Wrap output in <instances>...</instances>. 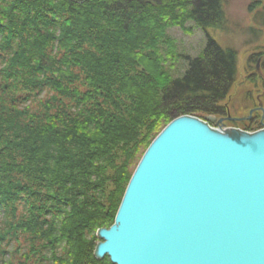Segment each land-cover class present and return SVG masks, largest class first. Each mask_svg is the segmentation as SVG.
Instances as JSON below:
<instances>
[{
	"label": "trees",
	"instance_id": "trees-1",
	"mask_svg": "<svg viewBox=\"0 0 264 264\" xmlns=\"http://www.w3.org/2000/svg\"><path fill=\"white\" fill-rule=\"evenodd\" d=\"M249 9L264 40L262 0ZM224 15L223 0H0V264H113L97 231L152 140L225 112L239 52L209 33ZM188 20L208 41L176 75L168 29Z\"/></svg>",
	"mask_w": 264,
	"mask_h": 264
},
{
	"label": "water",
	"instance_id": "water-1",
	"mask_svg": "<svg viewBox=\"0 0 264 264\" xmlns=\"http://www.w3.org/2000/svg\"><path fill=\"white\" fill-rule=\"evenodd\" d=\"M182 114L144 152L94 254L113 264H264V128Z\"/></svg>",
	"mask_w": 264,
	"mask_h": 264
},
{
	"label": "rangeland",
	"instance_id": "rangeland-1",
	"mask_svg": "<svg viewBox=\"0 0 264 264\" xmlns=\"http://www.w3.org/2000/svg\"><path fill=\"white\" fill-rule=\"evenodd\" d=\"M253 1L255 0H223V5L225 6V19L221 26L211 27L209 32L221 43V45L223 44L224 46L236 48L239 52V74L231 91L222 103L224 104L226 100L229 101L232 110L237 108L236 111L234 110L236 115L242 110L244 104L242 97H244L249 90L254 89V91H256L257 81H264L263 77L258 76L259 71L255 69L257 63V60H255L256 57H252L253 53L260 50L256 47L260 45L261 42H264V40L259 37H254L252 33L254 29L258 28L253 14L254 11H250L249 9ZM262 2L264 4V0H262ZM185 29L179 24L178 26H172L168 29L172 38L177 41L178 52L182 54L174 61L175 67L173 72L176 75H180L181 70L185 66L186 60L184 56H197L201 54L202 49L208 41L205 30L197 27L193 20H188L187 28ZM251 74H255V80V77ZM234 112L232 113L233 115ZM201 118L205 119V116ZM212 126L215 127L214 125ZM242 126L243 125L240 123L233 124L229 121L226 124V127L241 128ZM99 240L98 236L97 244Z\"/></svg>",
	"mask_w": 264,
	"mask_h": 264
},
{
	"label": "flooded vegetation",
	"instance_id": "flooded-vegetation-1",
	"mask_svg": "<svg viewBox=\"0 0 264 264\" xmlns=\"http://www.w3.org/2000/svg\"><path fill=\"white\" fill-rule=\"evenodd\" d=\"M252 55L251 56L256 57L255 60H257L255 69L259 71L258 76L264 78V53L256 51ZM251 75L255 77V80V74ZM256 86V91H254V89L249 90L247 94L242 97V101L245 105L242 103L243 107L240 113L236 115L234 110L236 111L237 108L232 110L230 102L226 100L223 104L226 107L225 112L222 114H215L217 118L215 121H212L211 124L216 127L226 128V124L229 121L233 124H242L243 128L241 127V129L244 130L264 127V81H257ZM233 112L234 115L232 114Z\"/></svg>",
	"mask_w": 264,
	"mask_h": 264
},
{
	"label": "bare ground",
	"instance_id": "bare-ground-1",
	"mask_svg": "<svg viewBox=\"0 0 264 264\" xmlns=\"http://www.w3.org/2000/svg\"><path fill=\"white\" fill-rule=\"evenodd\" d=\"M168 125V124H167ZM120 207V206H119ZM119 209V208H118ZM119 211V210H118Z\"/></svg>",
	"mask_w": 264,
	"mask_h": 264
}]
</instances>
